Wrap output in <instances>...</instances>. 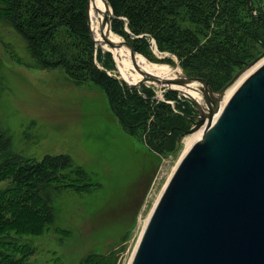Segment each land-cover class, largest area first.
I'll use <instances>...</instances> for the list:
<instances>
[{
	"label": "rangeland",
	"instance_id": "obj_1",
	"mask_svg": "<svg viewBox=\"0 0 264 264\" xmlns=\"http://www.w3.org/2000/svg\"><path fill=\"white\" fill-rule=\"evenodd\" d=\"M217 1L239 8L232 16L217 9L209 30L220 33L199 36V43L223 40L227 19L245 33L230 42L233 62L220 68L199 64L196 72L194 61L160 51L153 35L133 34L107 1L108 30L150 64L177 69L180 76L204 74L218 91L243 67L242 60L251 61L248 54L261 52L254 35H264V22L239 0ZM253 1V13L264 14V0ZM18 7L16 0H0V133L6 144L0 165L7 173L0 176V196L18 187L30 207L16 219L5 214L9 224L0 248L17 264H128L187 146L190 134L179 135L188 121L179 109L193 103L163 86L124 81L109 49L70 37L64 22L46 42L29 41L15 19L23 10ZM180 25L183 34L192 33L187 18ZM137 115L143 123L132 127Z\"/></svg>",
	"mask_w": 264,
	"mask_h": 264
},
{
	"label": "water",
	"instance_id": "obj_2",
	"mask_svg": "<svg viewBox=\"0 0 264 264\" xmlns=\"http://www.w3.org/2000/svg\"><path fill=\"white\" fill-rule=\"evenodd\" d=\"M104 2L102 28L110 10ZM87 25L97 43L88 17ZM101 44L124 45L134 60L135 49L125 41L113 43L103 35ZM259 44L261 52L218 91L202 77L159 79L134 65L143 79L133 86L156 83L193 103L195 114L182 137L195 134L162 188L128 264H264V60L254 67L264 58V41ZM191 82L199 84L200 100L169 87Z\"/></svg>",
	"mask_w": 264,
	"mask_h": 264
},
{
	"label": "trees",
	"instance_id": "obj_3",
	"mask_svg": "<svg viewBox=\"0 0 264 264\" xmlns=\"http://www.w3.org/2000/svg\"><path fill=\"white\" fill-rule=\"evenodd\" d=\"M18 8H23L22 13L19 17L15 18L17 23L18 20L21 25L20 30H23L29 41H32L34 38L38 42H46L44 39L49 34H52L56 31L55 26L64 22L67 26L70 37H81L87 40L90 44L94 42L89 37V28L87 25L86 17V3L88 0H16ZM110 6L112 7L113 14L116 17H124L126 19L129 30L135 34H150L153 35L157 47L160 51L168 50L181 59L192 60L194 61L195 70H198L200 67L199 64L203 66H215L220 68L224 66L227 62H233L232 55L228 49L230 42L232 40H240L239 36L244 35L243 29L239 25H235L236 28H233L231 22L233 21L227 19V24L221 32L225 34L223 40H215L208 38L204 44H200L197 40L199 36H209V34L214 33L217 35L219 32L210 31L209 28L213 22H216L215 13L218 9L219 14L223 13L232 14L236 12V9L239 7H227L223 3L220 4L217 0H107ZM240 4L244 3L249 14L257 19H262L264 22L263 13L257 12L254 14V4L253 0H239ZM217 3L220 5H217ZM187 18L188 22L193 28L192 33L183 34L181 32V19ZM224 22V21H223ZM64 24H62L63 26ZM189 31V30H188ZM256 42L264 41V35H254ZM73 39V38H72ZM241 41V40H240ZM200 44V45H199ZM72 46V44H69ZM40 46V50H46V46L37 43L35 47ZM56 52L58 51L57 46H55ZM233 51L235 50L232 49ZM238 51V50H237ZM237 53V52H236ZM258 55V54H257ZM253 54H248V57L251 60L257 56ZM79 55L72 56V59L77 60ZM235 60V59H234ZM248 61L242 60V66ZM54 65L58 64V61L53 63ZM241 66V67H242ZM240 70V69H239ZM238 70V71H239ZM237 72V71H236ZM235 72V73H236ZM207 80L208 84L214 91H217L216 88H213L212 85H215L206 75L201 74ZM192 77H198L193 76ZM107 77L103 79V86L108 90ZM175 92V91H174ZM111 95H117L113 93ZM191 104L190 102H188ZM192 108H187V110L179 109V115L185 118L188 121V128H180L182 137L183 132L188 130L192 118L195 114L194 105H191ZM117 109L121 112L123 109L120 106H117ZM188 109L190 112H188ZM183 110V111H182ZM136 119H133L137 123L132 127L139 126L143 122H139V115L136 116ZM120 119L123 123L125 120L122 116ZM130 120V119H129ZM132 120V119H131ZM131 127V128H132ZM5 142L0 133V152L5 148ZM14 161L6 162L7 164ZM4 164L0 165V176H4L5 171L2 168ZM11 176V175H9ZM14 180L19 181V174L15 173L12 175ZM29 180V178H27ZM18 187L11 189L7 194L0 196V247H1V238L5 227L9 224L5 219V214H11L14 219H16L21 214L29 213L30 205H26V199L22 200L19 196ZM28 202V201H27ZM10 215V216H11ZM16 263V262H15ZM13 261L9 260V257L0 248V264H15ZM17 264V263H16Z\"/></svg>",
	"mask_w": 264,
	"mask_h": 264
},
{
	"label": "bare ground",
	"instance_id": "obj_4",
	"mask_svg": "<svg viewBox=\"0 0 264 264\" xmlns=\"http://www.w3.org/2000/svg\"><path fill=\"white\" fill-rule=\"evenodd\" d=\"M107 9L104 0H90L88 2V21H89V27L93 34L94 39L99 43L101 46H103L106 49H109L115 56V59L117 63L119 64V72L121 74V77L124 81L128 82L129 84H136L141 79H143V76L139 74L134 65L139 66L141 70H143L146 73H149L151 75H154L158 77L159 79H177L180 77L179 73H177V69H172L169 66L165 65H154L150 64L149 62L145 61L143 57L135 53L134 60L131 58V54L129 49L126 46H121L116 49H111L106 45L101 44L102 36L105 34V36L111 40L113 43H119L120 38L118 39L117 36H115L111 31L108 30V25L105 27H101L103 19L106 15ZM110 12V11H109ZM109 31V32H108ZM261 59L254 67H256L261 61ZM122 63V64H121ZM120 64L122 65L120 67ZM253 67V68H254ZM253 68L249 69L248 72H246L244 75L239 77L234 84H232L227 91L225 92V95L223 97V100L226 98V96L232 91V89L238 84V82L247 74L249 73ZM128 75V76H127ZM151 83V82H147ZM156 84V83H152ZM157 85V84H156ZM199 84L196 82H191L185 86H179L175 84H170V88L179 90L181 93H186L189 96L195 98V100H200L201 93L198 89ZM167 88V87H166ZM197 95V96H196ZM194 133H191L189 137L185 138L186 145L190 142L192 139Z\"/></svg>",
	"mask_w": 264,
	"mask_h": 264
}]
</instances>
